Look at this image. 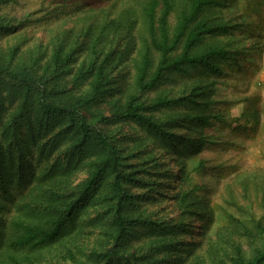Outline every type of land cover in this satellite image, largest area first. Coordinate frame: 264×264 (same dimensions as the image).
<instances>
[{
	"label": "trees",
	"instance_id": "obj_1",
	"mask_svg": "<svg viewBox=\"0 0 264 264\" xmlns=\"http://www.w3.org/2000/svg\"><path fill=\"white\" fill-rule=\"evenodd\" d=\"M46 1L38 26L0 13V264H264V220L209 234L191 183L262 21L218 16L236 0Z\"/></svg>",
	"mask_w": 264,
	"mask_h": 264
},
{
	"label": "rangeland",
	"instance_id": "obj_2",
	"mask_svg": "<svg viewBox=\"0 0 264 264\" xmlns=\"http://www.w3.org/2000/svg\"><path fill=\"white\" fill-rule=\"evenodd\" d=\"M236 1L218 16L243 26L249 20L258 23L260 19L263 38L260 50L249 49L242 54L244 67L234 68L231 75L217 85L215 109L223 114V122L214 123L207 129L212 138L199 153L207 164L191 179L192 184L205 185L203 193L214 209L211 235L224 225L228 213L241 219L253 216L264 220V7L258 18L256 14L250 16L247 13L250 0ZM96 2L77 0L68 5H95ZM45 6H49L46 0H13L2 6L0 13L15 18L30 14V27H34L41 23V17L46 13L41 8ZM170 20L173 23V16ZM36 29L40 34L42 28ZM241 38H235L237 46H252L253 39ZM195 164L189 161L188 168Z\"/></svg>",
	"mask_w": 264,
	"mask_h": 264
}]
</instances>
